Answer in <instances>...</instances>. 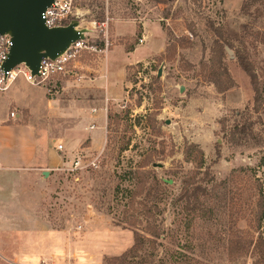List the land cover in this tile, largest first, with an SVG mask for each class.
<instances>
[{"label":"rangeland","instance_id":"obj_1","mask_svg":"<svg viewBox=\"0 0 264 264\" xmlns=\"http://www.w3.org/2000/svg\"><path fill=\"white\" fill-rule=\"evenodd\" d=\"M243 2L84 0L79 4L77 21L80 30L88 31L89 49L69 66L71 81L80 78L76 74L90 75L87 68L102 55L95 52L96 46L106 48L107 41L108 49L118 43L139 44L137 38L115 36L114 30L123 23H136L142 33L145 22L160 25L166 41L162 53L128 70L127 99L110 105L105 113L101 142L73 146L63 138L53 147L57 151L59 144L64 146L65 165L48 171L47 179L36 184L40 194L33 200L41 204L39 216L46 221V226L36 229L60 232L64 252L60 258H39L35 264H106L105 259L123 255L134 245L137 230L127 225L128 217L138 216V203L156 178L168 184L159 204L163 212L159 221L167 231L165 240L159 241V264L180 263L172 260L174 255L204 264L257 261L251 248L230 259L226 239L237 231L235 224L243 232L237 236L247 241L257 239L259 233L264 237V216L259 226L258 205L264 201V147L253 142L231 147L228 128L239 119L238 113L249 109L250 122L262 123L255 126L256 133L264 135V105L259 115L254 113L250 79L229 49L226 64L235 86L221 91L226 77L212 61L213 34L208 30L222 27L237 48L246 49L264 97V0L249 15L241 12ZM159 31L154 32V46L162 39ZM93 115H89L90 127L96 124ZM73 117L66 115L58 126L74 127ZM207 172L209 176L204 177ZM189 179L209 192L213 189L212 196L201 198L214 211L212 217L184 211L186 201L179 197ZM0 264L14 261L0 257Z\"/></svg>","mask_w":264,"mask_h":264},{"label":"crops","instance_id":"obj_2","mask_svg":"<svg viewBox=\"0 0 264 264\" xmlns=\"http://www.w3.org/2000/svg\"><path fill=\"white\" fill-rule=\"evenodd\" d=\"M142 26L146 43L133 45L132 51L127 50V44H116L100 53L95 66L87 68L89 76L75 73L80 77L75 81L62 77L53 95L23 79L0 93V257H10L14 264L61 257L64 247L60 232L36 229L46 226L39 216L41 204L33 200L36 193L40 194L36 184L47 179L46 172L65 165L58 151L62 144L57 151L53 148L62 140L73 146H82L84 141L94 146L103 140L105 113L110 105L127 99L128 70L162 53L166 41L162 27L147 22ZM156 29L162 39L154 46ZM114 34L120 39L135 40L136 23H123ZM91 114L96 122L92 127ZM66 115L75 116V120L70 119L76 121L74 127L58 126ZM78 115H82L81 119H76Z\"/></svg>","mask_w":264,"mask_h":264},{"label":"trees","instance_id":"obj_3","mask_svg":"<svg viewBox=\"0 0 264 264\" xmlns=\"http://www.w3.org/2000/svg\"><path fill=\"white\" fill-rule=\"evenodd\" d=\"M260 0H244L241 12L245 15H249L253 7L259 3ZM213 34V48L211 50L212 61L219 67L221 70L220 75L226 77V84L221 87V91L227 92L235 86L234 80L232 79L228 66L226 64L227 60V50H231L234 53L236 63L238 67L249 77L252 89L255 93L254 95V108L253 111L256 114H260L261 107L264 105V97L260 88V81L255 66L246 51V49L237 48L234 45V42L229 40L224 32L222 27H214L208 29ZM137 41L142 39V32L138 29ZM98 48V46H96ZM104 48V45L102 46ZM128 51H132V47H127ZM221 86V85H220ZM248 111L243 113H238V120H235L228 128V143L231 147H242L245 144L253 142L255 146L261 148L264 147V135L261 133H256L255 126L257 124H262L259 122H250L248 116ZM201 155L203 152L201 151ZM209 176V172L205 174L204 177ZM205 180H201L203 182ZM260 182L259 179H257ZM154 186H150L146 196L142 203H138L140 209H137L139 212L138 216L129 215L130 221H127V225L130 227L136 228L134 245L127 250L123 255L119 257L107 258L105 259L106 264H159L158 260V247L161 246L159 243L160 240L166 238L167 231L164 228L162 222L159 221V216L163 213L160 210L159 204L162 203L163 197L168 193V184L163 180H158L157 178L153 180ZM224 184H219L218 186H223ZM216 187L214 188V190ZM209 192L208 189L204 188L201 184H193L192 180H187L185 186L182 190V195L179 197L180 201H186V207L184 211L187 212H196L200 216L210 215L211 217L214 214V211L203 201L202 197H209L214 192L213 189ZM262 186L260 187V198L262 195ZM212 196V195H211ZM210 196V197H211ZM264 198L261 199L263 201ZM132 204L131 207L134 206ZM262 218L259 219V226L264 216V201L258 203ZM192 206V207H191ZM199 216V217H200ZM142 217L145 221V226L143 229H140L141 221L138 218ZM143 221V222H144ZM233 229V228H232ZM234 229L237 231L232 234V236L227 237L226 244L229 254V258L234 260L236 253L239 256L244 254V251H248L250 248L253 249V252H256L258 259L254 264H264V237L259 233L257 239L252 238L247 241L246 238L237 236L243 232L238 229L235 224ZM232 232V230H231ZM173 257V256H172ZM180 262L182 264L185 262L190 264L195 262L196 264H204L198 259H193L185 257V260L180 259L177 255L173 257L172 260ZM180 260V261H178Z\"/></svg>","mask_w":264,"mask_h":264},{"label":"water","instance_id":"obj_4","mask_svg":"<svg viewBox=\"0 0 264 264\" xmlns=\"http://www.w3.org/2000/svg\"><path fill=\"white\" fill-rule=\"evenodd\" d=\"M55 0H0V36L9 34L13 46L4 65L6 72L21 64L38 74L44 58L56 59L71 46L84 40L86 30H80L79 22L69 27L48 29L42 18L45 10ZM154 164V167H157ZM48 172L45 173L48 176Z\"/></svg>","mask_w":264,"mask_h":264},{"label":"built area","instance_id":"obj_5","mask_svg":"<svg viewBox=\"0 0 264 264\" xmlns=\"http://www.w3.org/2000/svg\"><path fill=\"white\" fill-rule=\"evenodd\" d=\"M82 1L84 0H55L42 14L45 26L48 29L69 27L73 22L78 20V6ZM78 29L80 28L78 27ZM144 42V38L139 40V44H144ZM12 46L13 39L11 35L5 34L0 36V93L7 92L19 79H23L28 84L42 87L49 95H53L55 94L57 83L62 77L73 74L69 66L78 58L81 51L89 49L86 38L77 41L71 44L66 52L56 59L44 58L38 74H33L32 70L25 64H21L8 72L4 70V65L9 58ZM108 47L107 41V50ZM106 48L105 46L101 49L96 48L95 52L103 53L107 51ZM11 117L15 118L16 114L11 113ZM63 150L64 147L59 145L58 151L62 152Z\"/></svg>","mask_w":264,"mask_h":264}]
</instances>
